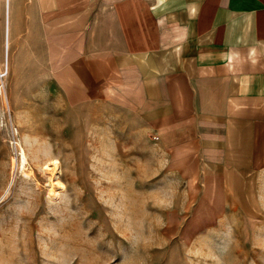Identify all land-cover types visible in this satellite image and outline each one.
<instances>
[{"label": "rangeland", "instance_id": "1", "mask_svg": "<svg viewBox=\"0 0 264 264\" xmlns=\"http://www.w3.org/2000/svg\"><path fill=\"white\" fill-rule=\"evenodd\" d=\"M7 37L0 264H264V170L205 167L122 73L98 82L87 63L61 87V36L31 38L12 69Z\"/></svg>", "mask_w": 264, "mask_h": 264}, {"label": "crops", "instance_id": "2", "mask_svg": "<svg viewBox=\"0 0 264 264\" xmlns=\"http://www.w3.org/2000/svg\"><path fill=\"white\" fill-rule=\"evenodd\" d=\"M0 15V64L6 36L12 69L31 38L61 36V87L87 63L98 82L122 73L205 167L264 170V0H4Z\"/></svg>", "mask_w": 264, "mask_h": 264}, {"label": "bare ground", "instance_id": "3", "mask_svg": "<svg viewBox=\"0 0 264 264\" xmlns=\"http://www.w3.org/2000/svg\"><path fill=\"white\" fill-rule=\"evenodd\" d=\"M2 85H4V84L2 83ZM18 148H19V161H18L17 170L20 171V173L23 174L26 178H31L33 173H31V171H29V160H28L27 153H26V151L22 145H19ZM15 164H17V163H15ZM56 166H57L56 164L51 165V167H53L52 170H54L56 168ZM52 170H50V171H52ZM55 188L53 185L49 186V196L52 199H56L58 196V192L55 190Z\"/></svg>", "mask_w": 264, "mask_h": 264}, {"label": "built area", "instance_id": "4", "mask_svg": "<svg viewBox=\"0 0 264 264\" xmlns=\"http://www.w3.org/2000/svg\"><path fill=\"white\" fill-rule=\"evenodd\" d=\"M9 74V65H8V61H6L5 64H3L2 66H0V84L2 85V83L5 82L6 77Z\"/></svg>", "mask_w": 264, "mask_h": 264}]
</instances>
